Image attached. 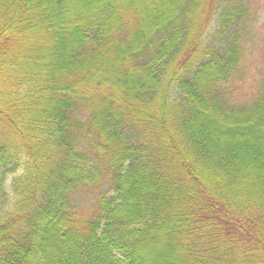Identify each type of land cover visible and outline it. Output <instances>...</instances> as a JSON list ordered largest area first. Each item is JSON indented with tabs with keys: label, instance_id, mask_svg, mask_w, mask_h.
I'll return each instance as SVG.
<instances>
[{
	"label": "trees",
	"instance_id": "16d2710c",
	"mask_svg": "<svg viewBox=\"0 0 264 264\" xmlns=\"http://www.w3.org/2000/svg\"><path fill=\"white\" fill-rule=\"evenodd\" d=\"M257 2L0 0V264H264Z\"/></svg>",
	"mask_w": 264,
	"mask_h": 264
},
{
	"label": "rangeland",
	"instance_id": "374dc122",
	"mask_svg": "<svg viewBox=\"0 0 264 264\" xmlns=\"http://www.w3.org/2000/svg\"><path fill=\"white\" fill-rule=\"evenodd\" d=\"M256 29L258 30L259 34H256V39L252 42V44H257L256 48L254 50L255 53L252 54V58L256 57V60H259L261 57V45H262V39L264 36V0H258L257 2V10H256ZM215 29L213 28V25H211L209 28H207V32L205 37H207L208 40H212V38L217 41L219 39V36L221 34L214 35ZM1 175V174H0ZM13 175H7L4 180V188L7 192H10L9 185L11 183V178ZM10 197V196H9Z\"/></svg>",
	"mask_w": 264,
	"mask_h": 264
}]
</instances>
